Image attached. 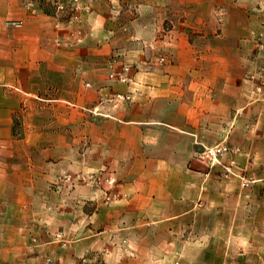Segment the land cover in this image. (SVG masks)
<instances>
[{
    "label": "crops",
    "instance_id": "crops-1",
    "mask_svg": "<svg viewBox=\"0 0 264 264\" xmlns=\"http://www.w3.org/2000/svg\"><path fill=\"white\" fill-rule=\"evenodd\" d=\"M54 1L0 0V55L22 56V72L55 73V100L83 105L78 72L94 75L95 52L112 32L101 26L95 6L82 23V46L52 49L60 37L53 27L58 22ZM151 1L153 6L139 8L188 10L175 21L187 25L195 21L190 9L214 5V0ZM231 1L236 8L249 3ZM131 24L138 26L132 40H155L149 27L156 21L136 16ZM162 39L172 57L186 56L189 63L139 70L127 84H104L101 93L131 96L116 106L95 107V86L87 93L86 149L78 164L87 171H111L121 179V189L108 205L88 188L56 196L61 201L57 211L67 220L59 219L58 230L78 235L68 243L41 245L44 261L264 264V91L254 90L259 78L248 80L258 71L253 53L238 49L232 35H215V44L192 63L194 48L184 31L174 27ZM31 81L34 77L25 78L21 91L43 100L40 89L46 86ZM219 144L237 150L228 156L235 162V176L225 178L219 167L208 168L195 158Z\"/></svg>",
    "mask_w": 264,
    "mask_h": 264
},
{
    "label": "rangeland",
    "instance_id": "rangeland-1",
    "mask_svg": "<svg viewBox=\"0 0 264 264\" xmlns=\"http://www.w3.org/2000/svg\"><path fill=\"white\" fill-rule=\"evenodd\" d=\"M55 1L52 12L55 11ZM87 1L92 5L89 14L96 6L98 21L112 35L104 48L98 45L100 52H95L94 75L87 77L78 72L77 91L83 105L72 106L55 100V73L22 72V56L0 55V264H44L41 245L45 242L68 243L77 237L78 234L58 230L60 227L56 223L59 219L67 220L57 211L61 201L56 196H70L76 188H88L98 192V196H102L101 203L106 205L119 196L122 185L119 177L108 170L87 171L78 164L83 163L86 149L84 126L89 113L84 108L87 93L94 90L93 86L97 88L92 98L95 107L116 106L122 102L115 98L119 93H101L104 84L113 82L108 78L109 61L115 60L117 68L120 64L131 66V75L142 69L151 71L162 66L189 63L186 56L172 57L162 43V36L175 27L186 33L194 48L196 60L192 63H197L199 54L215 44L213 36L229 34L238 38V49L251 50L253 65L258 67L255 73L256 79L259 78L257 83L263 84L264 0H249L247 7L239 8L231 6V0H214L211 8L190 9L195 18L191 25L175 23L188 10L139 8L141 4L153 6L151 0ZM46 9L51 12L50 8ZM66 12H55L59 26L55 24L53 27L60 37L51 43L52 49L79 48L86 38L82 23L88 14L80 23H69V12ZM136 16L152 19L158 24L149 27L155 32L152 44L147 42V37L144 40L137 36L138 39L132 40L134 32H138V26L131 24ZM14 26L20 27L18 24ZM77 31L81 42H77ZM70 75L65 74L68 81ZM28 77H34L31 83L46 86L40 89L43 100L21 91V85ZM88 81L90 88L86 87ZM28 99L30 104L26 101ZM219 145L227 147L228 151L218 157L217 163L200 157L204 150L195 153V158L208 168L219 167L225 178L235 176V162L228 156L236 154L237 150ZM88 175L99 177V184H88L84 180ZM107 196H112V200L106 202Z\"/></svg>",
    "mask_w": 264,
    "mask_h": 264
},
{
    "label": "built area",
    "instance_id": "built-area-1",
    "mask_svg": "<svg viewBox=\"0 0 264 264\" xmlns=\"http://www.w3.org/2000/svg\"><path fill=\"white\" fill-rule=\"evenodd\" d=\"M54 7L56 14H62L65 13L66 11L69 12V23L72 22L80 23L82 21V17L85 14H89L91 11V5L87 0H57L55 2ZM56 26L58 27L59 23H57ZM76 35L78 36L76 38L77 42H81L79 37L80 32L77 31ZM56 43L58 44V40ZM107 68H108V78L110 81L117 82L120 84H127L130 81V76L132 72L131 66L127 64H120L117 68L116 61L112 60L108 62ZM256 77H257L256 74L250 75L248 80L253 82L256 79ZM254 90L258 94L263 93L264 91L263 84L262 83L255 84ZM115 98L122 102H129L131 100V96L127 94H117ZM227 151H228L227 147L218 145L212 148H206L204 152L199 156L210 158L217 163L218 157L222 156ZM84 180L90 185H97L99 184L100 178L94 175H88ZM106 182L112 183L113 180H107ZM111 200H112V196L106 197V202H109ZM45 263L57 264L51 258H46Z\"/></svg>",
    "mask_w": 264,
    "mask_h": 264
}]
</instances>
